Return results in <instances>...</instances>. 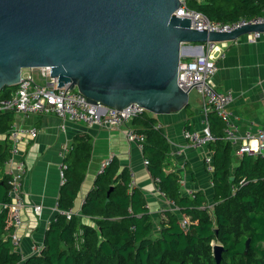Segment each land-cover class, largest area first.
Returning a JSON list of instances; mask_svg holds the SVG:
<instances>
[{
    "label": "trees",
    "instance_id": "obj_1",
    "mask_svg": "<svg viewBox=\"0 0 264 264\" xmlns=\"http://www.w3.org/2000/svg\"><path fill=\"white\" fill-rule=\"evenodd\" d=\"M186 4L221 22L264 15V0H186ZM15 87H5L0 96H9ZM12 114L0 112V133L8 131ZM208 118L215 137L211 143V206L201 191L183 193L178 175L165 172L170 144L164 131L155 127L156 118L145 111L130 123L144 134V157L150 174L159 178L158 189L180 213L166 211L164 217L155 219L146 207L144 193L130 186L129 171L120 170L111 158L97 174L79 212L70 219L56 214L44 232L40 250L26 257L11 243L7 210L2 207L10 200V176L0 171V264H216L215 243L223 247L218 264H264V159L243 156L231 172L223 124L214 112ZM185 125L190 128L188 118ZM91 151L92 138L85 133L75 135L65 149L64 181L57 199L60 209L73 208ZM8 156L9 143L0 142V168ZM181 216L189 219L187 228L181 225ZM82 217L90 218L92 224L82 222Z\"/></svg>",
    "mask_w": 264,
    "mask_h": 264
},
{
    "label": "water",
    "instance_id": "obj_2",
    "mask_svg": "<svg viewBox=\"0 0 264 264\" xmlns=\"http://www.w3.org/2000/svg\"><path fill=\"white\" fill-rule=\"evenodd\" d=\"M179 7L180 0H0V91L17 85L22 69L48 66L57 86L90 103L181 111L190 98L177 83L184 45L264 33V23L197 30L174 14ZM222 250L213 244L216 264Z\"/></svg>",
    "mask_w": 264,
    "mask_h": 264
},
{
    "label": "crops",
    "instance_id": "obj_3",
    "mask_svg": "<svg viewBox=\"0 0 264 264\" xmlns=\"http://www.w3.org/2000/svg\"><path fill=\"white\" fill-rule=\"evenodd\" d=\"M193 47L192 44H185L181 57L189 59L197 54ZM212 82L217 91H230L234 97L230 109L233 111L240 140L246 141L248 134H256L264 126V33L256 41H250L246 35L228 41L225 56L217 60V70L212 76ZM202 113V99L196 92V96L189 98L188 105L181 111L163 115L150 114L157 120L155 127L164 131L170 144L171 149L164 162L165 172H175L178 175L182 180L180 189L183 193H187L186 190L201 191L211 206L212 180L204 158L206 155L213 157L211 143L215 137L213 141L201 146L192 145L184 137L186 130L201 128ZM12 116V123L33 126L38 131L34 139L28 138L19 144L27 167L22 185L25 203L22 224L17 230L20 236L18 251L22 257L35 253L43 242L48 222L56 216L54 205L62 184L60 172L63 156L75 135L85 133L92 138L88 168L73 205L75 212H79L86 195L94 188L102 162L111 157L118 162L120 170L125 168L129 175L132 174L130 179L144 193L146 207L155 219L164 217L166 211L180 213L179 207L158 189L148 165L144 163L143 150H139L133 141L125 137L127 125L88 127L81 122L68 121L62 128L60 119L53 113L28 116L13 113ZM186 118L190 128L185 125ZM129 125L132 126L131 123ZM223 140L230 145V168L233 172L242 157L250 154L237 153L236 145ZM4 141L10 146L8 131L0 133V142ZM7 169L4 165L0 171L7 173ZM35 204L43 206L39 215L33 212ZM82 222L92 224L88 217H82Z\"/></svg>",
    "mask_w": 264,
    "mask_h": 264
},
{
    "label": "built area",
    "instance_id": "obj_4",
    "mask_svg": "<svg viewBox=\"0 0 264 264\" xmlns=\"http://www.w3.org/2000/svg\"><path fill=\"white\" fill-rule=\"evenodd\" d=\"M174 14L190 18V26L197 30L224 32L232 31L242 25L264 23V15L249 19L240 18L230 22L211 20L202 12L188 8L186 0H180V7ZM260 35L261 32L246 34L250 41H256ZM227 45L228 41H206L200 46L192 44L197 54L192 55L189 59L182 57L180 59L177 83L189 94L195 90L200 95L203 111L201 128L186 130L184 137L194 146H201L213 141L214 135L210 129L208 114L214 112L223 124V138L236 145L237 153H247L264 159V126L256 134H248L246 141L240 140L234 124L233 111L230 109L234 97L230 91H217L212 82V76L217 70V60L225 56ZM57 84V78L50 76V67L48 66L22 69L15 89L9 96H0V112L8 111L24 116L53 113L60 119L62 128L68 121L81 122L88 127L127 125L124 131L125 137L133 141L139 150H143L144 134L132 126H128L134 116L146 111L143 107L137 104H130L121 109L104 107L101 104L90 103L82 93L76 89H69L67 84L64 86H57ZM37 134L38 131L35 127L20 126L15 122L8 129L10 146L5 165L8 167L7 174L10 176L8 190L10 200L2 207L7 210V224L11 228L9 236L12 246L17 251L20 248V236L17 230L22 224V210L25 205L22 185L27 175V167L19 144L28 138L34 139ZM110 161L111 157L105 159L99 172L103 171ZM204 161L207 171L212 174L214 171L212 156L206 155ZM144 163L148 165L146 158H144ZM63 167L64 165L60 172L62 183L64 181ZM130 176L132 177V174ZM158 180V177H154L155 182ZM180 182L182 183V180ZM130 186H134L133 180H131ZM186 191L188 195H193L194 191ZM42 208V204H35L33 212L39 215ZM54 209L56 214H63L67 219L77 213L73 208L60 209L57 201ZM180 223L184 228H187L190 221L187 217L181 216ZM41 245L37 247L35 253L40 250Z\"/></svg>",
    "mask_w": 264,
    "mask_h": 264
},
{
    "label": "rangeland",
    "instance_id": "obj_5",
    "mask_svg": "<svg viewBox=\"0 0 264 264\" xmlns=\"http://www.w3.org/2000/svg\"><path fill=\"white\" fill-rule=\"evenodd\" d=\"M187 44H188V43H187ZM192 44H193V43H192ZM194 45H196V44L194 43ZM1 92H3V90H1L0 93H1ZM189 95H190V99L193 98L194 96H196V92H195V90L191 91Z\"/></svg>",
    "mask_w": 264,
    "mask_h": 264
}]
</instances>
